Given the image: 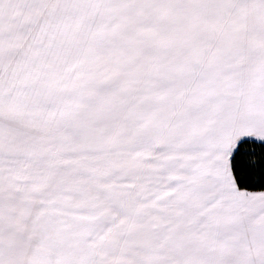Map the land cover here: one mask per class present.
<instances>
[{"label": "snow or ice", "instance_id": "1", "mask_svg": "<svg viewBox=\"0 0 264 264\" xmlns=\"http://www.w3.org/2000/svg\"><path fill=\"white\" fill-rule=\"evenodd\" d=\"M0 264H264V0H0Z\"/></svg>", "mask_w": 264, "mask_h": 264}]
</instances>
